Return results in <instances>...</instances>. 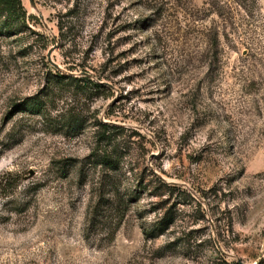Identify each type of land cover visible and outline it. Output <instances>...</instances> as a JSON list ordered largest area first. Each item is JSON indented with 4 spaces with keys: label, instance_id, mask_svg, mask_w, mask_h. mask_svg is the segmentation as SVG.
I'll return each mask as SVG.
<instances>
[{
    "label": "rangeland",
    "instance_id": "obj_1",
    "mask_svg": "<svg viewBox=\"0 0 264 264\" xmlns=\"http://www.w3.org/2000/svg\"><path fill=\"white\" fill-rule=\"evenodd\" d=\"M23 4L0 28V264H264V0Z\"/></svg>",
    "mask_w": 264,
    "mask_h": 264
},
{
    "label": "trees",
    "instance_id": "obj_2",
    "mask_svg": "<svg viewBox=\"0 0 264 264\" xmlns=\"http://www.w3.org/2000/svg\"><path fill=\"white\" fill-rule=\"evenodd\" d=\"M33 15H28V11L23 4V0H0V28L5 29L11 27L12 22H21L25 21L27 18ZM55 85L60 83L73 84L77 83L78 79L76 77H65L64 75L58 73L53 74L52 77ZM90 80V79H89ZM94 84V86H98L99 84L90 81ZM44 108L41 99L37 97H29L27 101L23 104V110L31 111V112H41ZM103 127L107 126L106 124H101ZM107 158H104V160ZM105 162V161H104ZM166 225H164V230Z\"/></svg>",
    "mask_w": 264,
    "mask_h": 264
}]
</instances>
